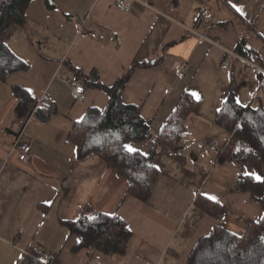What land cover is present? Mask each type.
Returning a JSON list of instances; mask_svg holds the SVG:
<instances>
[{"label": "crops", "instance_id": "crops-1", "mask_svg": "<svg viewBox=\"0 0 264 264\" xmlns=\"http://www.w3.org/2000/svg\"><path fill=\"white\" fill-rule=\"evenodd\" d=\"M119 1L32 0L25 24L11 26L5 37L26 68L0 79V264H16L30 250L52 255L54 264H188L197 242L219 226L218 216L196 206L198 195L217 198L234 234L263 218L249 192L233 191L240 177H251L246 172L262 176L261 167L235 160L236 138L216 119L230 95L241 107L264 108V0H130L127 8ZM204 7L211 20L200 16ZM189 30L218 47L198 44ZM242 40L251 59L236 52ZM135 63L121 99L139 107L154 135L184 92L199 103L177 148L157 149L158 174L146 202L127 195L126 179L99 157L77 160L68 138L89 109L109 105L86 77L96 73L112 86ZM72 86L84 88L83 101ZM17 90L30 100L23 114L16 112ZM209 141L218 148H206ZM15 143L29 144L27 162L19 161ZM126 144L144 156L154 146L153 140ZM85 207L127 224L131 238L123 254L75 251L79 239L64 222L77 221Z\"/></svg>", "mask_w": 264, "mask_h": 264}, {"label": "trees", "instance_id": "trees-1", "mask_svg": "<svg viewBox=\"0 0 264 264\" xmlns=\"http://www.w3.org/2000/svg\"><path fill=\"white\" fill-rule=\"evenodd\" d=\"M32 0H2L0 4V79L25 70V65L8 49L5 37L13 25H24L26 10ZM236 52L251 59L254 53L240 41ZM137 63L133 64L112 86L103 85L96 73L86 77V85L104 91L109 96V105L104 111L89 109L83 120L74 124L69 140L77 147V160L89 155L99 157L128 183L127 195L146 202L158 171L153 158L160 147L176 149L184 132V124L191 113L199 109V103L188 93L180 97L175 110L161 131L154 135L151 122L142 119L137 106L125 104L122 92ZM78 78L84 77L76 70ZM16 112H27L29 98L17 90ZM216 122L229 133H233L239 148L235 160L246 165L258 163L264 176V108H244L236 104L230 95L217 116ZM153 140L149 155L129 154L125 144L129 141L143 143ZM233 191L249 192L260 204L263 218L248 224L242 235L230 232L226 227L217 226L200 239L188 257V264H264V184L251 177H240ZM196 206L213 216L223 213L221 207L198 195ZM94 217V219H89ZM70 235L78 237L75 251L93 249L103 254H123L131 238L127 224L116 215H105L85 207L77 221L64 222ZM16 264L44 263L41 257L30 250L23 254Z\"/></svg>", "mask_w": 264, "mask_h": 264}, {"label": "built area", "instance_id": "built-area-1", "mask_svg": "<svg viewBox=\"0 0 264 264\" xmlns=\"http://www.w3.org/2000/svg\"><path fill=\"white\" fill-rule=\"evenodd\" d=\"M129 2L130 0H120L119 1V6L123 7V8H127L129 6ZM145 6H148L147 4H145ZM200 16L203 19H207V20H211L213 18L212 12L208 7H204L201 9L200 11ZM191 33H193L194 35L197 36L198 38V44H203V43H209L211 46H217L218 47V43L212 41L211 39L198 34L196 31L194 30H189ZM231 56H236L234 53L229 52L228 53ZM221 70L222 71H226L228 68V62L227 60H223L222 64H221ZM263 75H264V70L263 69H259ZM183 71H180L178 73V77H183ZM84 88L82 86H72V91L71 93L73 94V96L78 100V101H83L85 99V94H84ZM39 106H44L49 108L51 105L50 103H48L47 101H40ZM2 133L5 132L4 130L1 131ZM206 148H212V149H217L218 148V144L214 141H209L206 144ZM14 147L18 150V159L21 162H27L29 155H30V146L27 143H22L20 145H16V143L14 144ZM228 223V216L226 212H223L222 214H220L218 216V224L221 227H226ZM42 262L44 263H52L54 260V257L52 255H45L44 257L41 258Z\"/></svg>", "mask_w": 264, "mask_h": 264}, {"label": "snow or ice", "instance_id": "snow-or-ice-1", "mask_svg": "<svg viewBox=\"0 0 264 264\" xmlns=\"http://www.w3.org/2000/svg\"><path fill=\"white\" fill-rule=\"evenodd\" d=\"M232 7L235 8V10L239 12L241 15H243L242 9H240L237 5L233 4ZM29 91L31 92V90ZM192 95L195 96L197 99L199 98L196 93H192ZM237 103H239V101H237ZM124 147L129 154H138V150L133 146L126 144ZM245 175H250L251 178L254 179L257 183L264 184V176L257 175L256 173H248V172H246ZM205 196L206 199H208L209 201L218 202L217 198L213 195L205 194ZM89 219H94V217H89Z\"/></svg>", "mask_w": 264, "mask_h": 264}]
</instances>
